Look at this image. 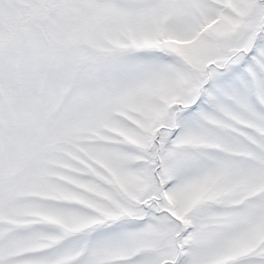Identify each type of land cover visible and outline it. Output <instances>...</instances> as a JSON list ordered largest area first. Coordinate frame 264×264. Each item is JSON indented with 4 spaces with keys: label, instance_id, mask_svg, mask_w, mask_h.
<instances>
[{
    "label": "rangeland",
    "instance_id": "obj_1",
    "mask_svg": "<svg viewBox=\"0 0 264 264\" xmlns=\"http://www.w3.org/2000/svg\"><path fill=\"white\" fill-rule=\"evenodd\" d=\"M0 264H264V0H0Z\"/></svg>",
    "mask_w": 264,
    "mask_h": 264
}]
</instances>
